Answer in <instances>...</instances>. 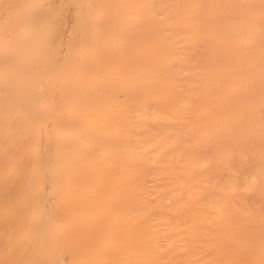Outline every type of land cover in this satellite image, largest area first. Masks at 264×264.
I'll list each match as a JSON object with an SVG mask.
<instances>
[{"label": "bare ground", "instance_id": "1", "mask_svg": "<svg viewBox=\"0 0 264 264\" xmlns=\"http://www.w3.org/2000/svg\"><path fill=\"white\" fill-rule=\"evenodd\" d=\"M0 264H264V0H0Z\"/></svg>", "mask_w": 264, "mask_h": 264}]
</instances>
